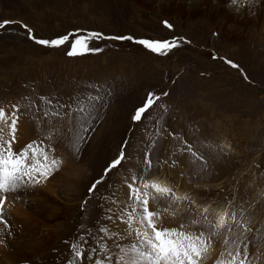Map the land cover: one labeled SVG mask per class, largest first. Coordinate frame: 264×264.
I'll list each match as a JSON object with an SVG mask.
<instances>
[{"label":"rangeland","instance_id":"obj_1","mask_svg":"<svg viewBox=\"0 0 264 264\" xmlns=\"http://www.w3.org/2000/svg\"><path fill=\"white\" fill-rule=\"evenodd\" d=\"M4 20L14 23L0 30V108L7 114L15 105L19 114L13 149L42 147L57 167L39 185L6 195L0 264H95L96 257L118 255L111 233L145 228L131 207L122 203L115 223L109 210L117 208L114 196L127 201L125 181L140 173L148 154L146 179L168 178L192 207L236 217L230 232L210 236L206 223L193 224L181 212L187 202L150 200L158 228L203 232V264H236L228 253L245 247L246 264H264V0H0ZM23 25L39 39L89 32L133 39L94 40L89 47L101 51L69 57L73 36L59 48L39 46L25 38ZM139 39L179 46L161 56ZM149 92L167 95L134 123ZM96 95L99 111L85 99ZM58 104L71 107L69 117ZM122 145V166L105 175ZM81 235L88 240L84 260L70 249ZM92 237L103 251H88L99 247ZM18 246L23 258L15 255Z\"/></svg>","mask_w":264,"mask_h":264},{"label":"snow or ice","instance_id":"obj_2","mask_svg":"<svg viewBox=\"0 0 264 264\" xmlns=\"http://www.w3.org/2000/svg\"><path fill=\"white\" fill-rule=\"evenodd\" d=\"M12 23L14 22L8 20L0 22V30L7 28ZM23 27L26 29V39L44 47L59 48L69 43L70 35L73 36L74 38L71 40L69 50L66 53L69 57L101 51L100 48L89 47V43L94 40L133 39L131 36L105 37L101 33L96 32H89L87 35H63L55 39H39L27 28V25H23ZM135 42L144 46L150 52L161 56L167 55L173 48L179 46L176 40H172L171 42H152L146 39H139ZM228 63L231 67L238 68V65H235L231 61H228ZM166 95V92L160 94L149 92L142 104L135 109L134 115L131 117L132 121L136 123L147 119L148 117L145 114L154 105H157L162 96ZM85 99L95 111H99V108L96 106L97 102L101 99L99 95ZM59 107L66 108L67 111H65L64 116L69 117L71 107L69 105L58 104L57 109ZM85 110L84 108L79 109L81 114ZM54 111L56 110L54 109ZM56 114L59 115V112H56ZM44 115L47 116V113H44ZM72 118L74 119V114ZM18 123L19 114L15 111V105H13V111L7 114L4 108H0V216L3 214V205L7 194L14 195L22 190L27 191L30 187L39 185L41 178L47 180L52 171L57 167V161L49 159L48 151L42 147L28 144L19 151L13 149ZM85 131H88V129H85ZM124 147L122 145L119 155L105 169V175L111 170L122 166V162L125 159ZM185 147L193 155H196L192 145L185 142ZM144 165L145 167L140 170L138 175L132 176L125 181V187L128 190L127 201L121 202L120 200H116L115 196L113 197L117 208L109 210L112 211V215L108 219L112 223L121 219L122 212L120 205L123 203L125 208L131 207L133 212L139 213L138 222L144 226L145 231L140 232L132 229L127 232V236L122 235L120 232L111 233L115 237L114 247L119 249V254L114 257L109 252L103 258L96 257L95 264H203V257L208 252V241L204 239V233L193 234L176 229L158 228L157 223L160 217L157 211L150 210V200H163L177 206L187 202L188 207L181 208V212L190 216L193 224L206 223L210 236H220L221 230L230 232L236 219L235 214H227L216 219H210L212 217L210 209L205 211V207L201 211L197 207H192V201L187 200L186 197L176 196L174 190L170 187L161 186L159 183H144L142 188L139 187L142 179H146L144 173L150 172L153 166L150 154L145 156ZM99 183H102V180L94 183L89 188V193L94 192L96 185ZM149 229L150 232L148 231ZM99 231L104 233L108 232L109 229L101 227ZM88 235L92 236L91 231H89ZM129 237H134L136 243H132L130 247H124L119 243V241ZM92 239L96 240L99 247L89 246L88 251L90 253L103 251L105 245L97 240L96 237H92ZM87 244L88 240L83 235L78 237L76 242L70 244V249L75 258L79 260L85 259L81 245ZM246 253L247 247L244 248L243 252L237 249L235 252H229L228 255L236 261V264H246L248 260ZM237 258H239L238 261ZM93 259L94 257L91 254L87 256L88 261H92Z\"/></svg>","mask_w":264,"mask_h":264},{"label":"bare ground","instance_id":"obj_3","mask_svg":"<svg viewBox=\"0 0 264 264\" xmlns=\"http://www.w3.org/2000/svg\"><path fill=\"white\" fill-rule=\"evenodd\" d=\"M259 2L260 1H256L255 2V4H259ZM262 2V1H261ZM248 3V5L250 4V1H248L247 2ZM247 6V5H246ZM245 6V7H246ZM258 6V5H257ZM248 7V6H247ZM246 7V8H247ZM226 147H228V146H226ZM76 172H78L79 171V169L78 168H76V169H74ZM66 178H67V176H66ZM70 180H71V178H70ZM144 183H159L161 186H164V187H170V188H172L173 190H174V192H175V195L176 196H179V197H181V196H183V195H187V194H185L182 190H180L178 187H177V185H175L171 180H169L168 178H162V177H160L159 175H154V176H151V177H149V178H147V179H144L143 181H141V183L139 184V187H143V184ZM124 186V185H123ZM125 188V187H124ZM195 205V204H194ZM196 206V205H195ZM121 207V206H120ZM206 207V208H205ZM205 208V209H204ZM200 209L201 210H205V211H208L209 209H210V207L208 206V205H203V206H200ZM212 214H213V218L214 219H216V218H218V217H221V216H226V210L225 209H220V208H216V209H214L213 211H212ZM41 243V242H40ZM40 243H39V245H40ZM33 244V243H32ZM37 244H38V241H37ZM38 245V246H39ZM33 246H34V244H33ZM18 248V250L19 251H17L16 252V254L15 255H17V253H21V257H22V255L23 256H25L24 254H25V251H23L24 250V248L22 247H20V246H18L17 247ZM27 248L30 250V249H32L33 250V248H32V245L30 244L29 246H27ZM27 249V250H28ZM28 250V251H29ZM35 251V250H34ZM38 251H40L39 249H38ZM22 253H24V254H22ZM32 253V255L34 254V253H36V252H31ZM30 254V253H29ZM28 255V254H27ZM28 256H30V255H28ZM18 258H20L19 256H18ZM23 258V257H22ZM21 259V258H20Z\"/></svg>","mask_w":264,"mask_h":264}]
</instances>
